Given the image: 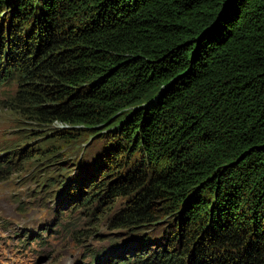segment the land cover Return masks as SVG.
Returning a JSON list of instances; mask_svg holds the SVG:
<instances>
[{"label":"trees","instance_id":"16d2710c","mask_svg":"<svg viewBox=\"0 0 264 264\" xmlns=\"http://www.w3.org/2000/svg\"><path fill=\"white\" fill-rule=\"evenodd\" d=\"M5 83L67 145L112 121L41 183L58 210L115 205L106 264H264V0H0Z\"/></svg>","mask_w":264,"mask_h":264},{"label":"rangeland","instance_id":"374dc122","mask_svg":"<svg viewBox=\"0 0 264 264\" xmlns=\"http://www.w3.org/2000/svg\"><path fill=\"white\" fill-rule=\"evenodd\" d=\"M15 90V83L0 85V264H94L90 260L96 253L115 247L124 250L123 243L129 237L111 222L114 204H103L96 214L92 211L97 202L91 211L81 206L71 212L70 205L76 201L65 195L70 205L58 210L54 197L59 196L61 188L46 183L41 186L49 173L62 167L61 160L68 155L84 158L89 148L90 152L101 151L99 144V149L93 147L100 139L109 144L115 140L114 132L109 131L113 128L112 121L99 127L78 126L74 133L80 137L67 145L61 137L70 132L56 129L67 128L69 124L58 121L47 132L50 128L3 103ZM63 149L67 153L58 158ZM8 155L14 157L16 164L10 171L4 161ZM116 172L107 178L113 180ZM58 211L65 212L63 221ZM172 219L173 215L168 214L159 221ZM163 222L156 225L161 230L165 227ZM37 234L39 237L33 240Z\"/></svg>","mask_w":264,"mask_h":264},{"label":"clouds","instance_id":"9594fccd","mask_svg":"<svg viewBox=\"0 0 264 264\" xmlns=\"http://www.w3.org/2000/svg\"><path fill=\"white\" fill-rule=\"evenodd\" d=\"M126 236H128V235H126Z\"/></svg>","mask_w":264,"mask_h":264}]
</instances>
